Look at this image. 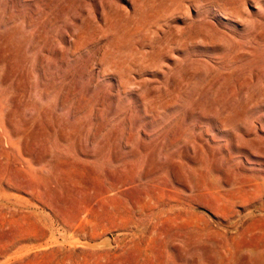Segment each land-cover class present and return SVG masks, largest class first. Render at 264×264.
Wrapping results in <instances>:
<instances>
[{
	"label": "rangeland",
	"instance_id": "obj_1",
	"mask_svg": "<svg viewBox=\"0 0 264 264\" xmlns=\"http://www.w3.org/2000/svg\"><path fill=\"white\" fill-rule=\"evenodd\" d=\"M0 264H264V0H0Z\"/></svg>",
	"mask_w": 264,
	"mask_h": 264
},
{
	"label": "bare ground",
	"instance_id": "obj_2",
	"mask_svg": "<svg viewBox=\"0 0 264 264\" xmlns=\"http://www.w3.org/2000/svg\"><path fill=\"white\" fill-rule=\"evenodd\" d=\"M153 11V10H152ZM151 12V11H150ZM143 16V15H142ZM133 18V17H132ZM247 47V46H246ZM241 117V116H240ZM239 119V118H238ZM240 120V119H239ZM37 170V169H36ZM157 181V180H156Z\"/></svg>",
	"mask_w": 264,
	"mask_h": 264
}]
</instances>
